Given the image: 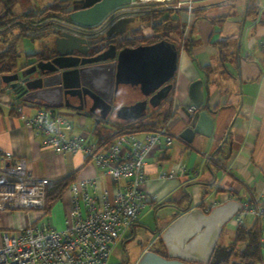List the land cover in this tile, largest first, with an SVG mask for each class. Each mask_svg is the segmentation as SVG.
Returning <instances> with one entry per match:
<instances>
[{
	"label": "crops",
	"instance_id": "crops-1",
	"mask_svg": "<svg viewBox=\"0 0 264 264\" xmlns=\"http://www.w3.org/2000/svg\"><path fill=\"white\" fill-rule=\"evenodd\" d=\"M41 1L35 0L26 11L38 13L54 0L46 4ZM254 1L258 7L255 17H251L245 15L248 0H169L174 8L172 17L178 18L181 29V33L172 32L169 36L180 45L188 36V44L176 47L171 117L167 120L174 140L168 147L147 152L146 179L141 189L148 198L138 221L121 236V239L128 237L126 247L131 253V264H135L146 249L163 252L158 233L181 214V209L201 205L204 210L209 199L217 202L214 206L233 199L240 203L253 202L264 193V0ZM135 6L140 8L139 4ZM131 23L126 26L129 35L134 29H139L145 37L152 35L151 26L145 22L137 28L130 27ZM52 47L51 41L47 49ZM32 53H26L21 61L19 53L16 68L31 61L34 57L27 55ZM202 67H208L209 71L205 72ZM195 79L202 81L201 108L208 111L214 126L210 137L195 135L188 143L178 135L188 124L184 108L193 107L188 87ZM126 86L138 85L119 83L113 98L115 108L134 102L123 91ZM15 98L10 88L4 87L0 91V152L24 158L34 176L52 180L72 176L74 181L93 178L98 184V196L104 189L111 190L110 179L83 154L57 153L46 146L43 135L27 126L23 117L10 108ZM167 100L155 108H159L161 114L169 107ZM59 109L72 121L75 117L74 133L88 131L96 140L110 135L111 129L107 127L100 128L101 137L94 133L98 123L91 116ZM108 118L117 119L113 114ZM86 119L92 122L89 127L84 125ZM78 123H81V129H76ZM225 135L226 139L220 145ZM163 171L171 176L160 178ZM69 210V194L64 191L47 212L52 227L63 229ZM20 212L16 220H12L13 212L10 219L1 221L2 225L17 228L24 224L28 213ZM150 214H154V220L143 221ZM32 215L39 214L33 212ZM256 221L261 233L263 224L258 217L248 215L243 224L250 227ZM236 227L228 221L217 244L229 245L235 238ZM259 254L260 259L255 264H264V244H260Z\"/></svg>",
	"mask_w": 264,
	"mask_h": 264
},
{
	"label": "built area",
	"instance_id": "built-area-1",
	"mask_svg": "<svg viewBox=\"0 0 264 264\" xmlns=\"http://www.w3.org/2000/svg\"><path fill=\"white\" fill-rule=\"evenodd\" d=\"M135 5L122 9L120 15L140 16L147 11ZM55 23L56 31L85 39L95 35L103 25L84 27L67 18L56 19ZM8 25H1L0 31ZM38 27L33 23L25 34L34 35ZM10 108L23 117L27 126L43 135L46 146L57 153L83 154L102 170L113 187L98 196L95 179L71 182L65 189L70 203L68 220L58 230L52 227L45 210L46 187L54 180L34 176L24 158L0 152V264H107L112 247L138 221L146 204L148 194L141 189L146 179L145 156L154 148L172 144L174 135L169 123L153 131L119 134L111 131L107 137L96 140L88 131L74 133L73 121L59 108L35 107L15 99ZM170 176L163 171L159 177ZM216 204L209 199L204 210ZM20 211L28 213L24 224L17 228L1 224L13 212ZM33 212L39 215L35 217ZM248 215L261 219L259 242L264 244V193L253 202H241V209L230 222L241 225Z\"/></svg>",
	"mask_w": 264,
	"mask_h": 264
},
{
	"label": "water",
	"instance_id": "water-1",
	"mask_svg": "<svg viewBox=\"0 0 264 264\" xmlns=\"http://www.w3.org/2000/svg\"><path fill=\"white\" fill-rule=\"evenodd\" d=\"M133 2L76 0L78 6L68 9L67 19L80 26L93 27L113 10L132 7ZM135 19V16L125 14L111 19L106 25V36L122 34ZM101 40V37L85 39L61 32L52 40L55 56L39 59L22 70L18 68L12 73L0 74V88H10L24 103L49 108L67 107L76 110L77 115L91 116L99 123L108 119L111 113L117 85L137 84L142 95L148 98L121 105L113 111V115L122 121L144 117L147 106L155 109L170 93L172 83L169 79L174 75L177 64L176 46L161 39L154 44L119 50L114 44H109L89 58L73 53L85 54L87 49L97 48ZM201 86L202 81L195 79L188 87L193 111L184 108L188 124L178 135L188 143L193 141L195 135L210 137L214 126L208 111L201 108ZM75 91L84 105L75 106L64 100L66 93L74 96ZM240 209L241 203L234 199L218 204L208 212L200 206L181 209V214L158 233L163 252L146 249L135 264H209L223 226Z\"/></svg>",
	"mask_w": 264,
	"mask_h": 264
},
{
	"label": "trees",
	"instance_id": "trees-1",
	"mask_svg": "<svg viewBox=\"0 0 264 264\" xmlns=\"http://www.w3.org/2000/svg\"><path fill=\"white\" fill-rule=\"evenodd\" d=\"M17 0H0L2 4V11L0 12V26L6 24H15L19 29L20 33H25L35 21H41L45 15L52 16L57 11L61 13L57 17L67 18L68 8H76V0H54L52 3L44 7L40 12L34 13L31 10L25 11L19 15L13 13L12 8ZM257 3L254 0H248L246 5V16L255 17L257 12ZM174 8H153L150 10L152 15V22L150 24L152 29V35L145 37L140 33L139 29L132 30L129 37L122 40L119 44V48L123 47H135L143 44H154L161 39H165L169 42H173L177 48L181 45L186 46L188 44V36H185L180 42L173 40L169 34L172 32L181 33L178 18L172 17ZM45 13V14H44ZM44 14V15H42ZM39 15V16H38ZM42 15V16H40ZM38 16L39 18L35 17ZM55 17V16H54ZM141 22L147 23L149 20L146 16H136ZM180 30V31H179ZM28 57H34L36 59L41 58L42 54L32 53L28 54ZM19 57L18 50L16 48V42L13 40L0 49V74L12 73L16 70L17 59ZM205 72L209 71L208 67H202ZM173 78L172 76L169 81L172 83V88L169 95L165 100L168 101V109L161 114L158 109H152L146 116L139 118L134 121H122L118 119H105L101 120L100 123L95 125L94 133L101 137L100 128H110L114 134L127 133V132H139V131H153L161 128L167 120L171 117V93L173 89ZM1 87L0 91L2 90ZM15 100L20 103H24L19 99ZM164 100V101H165ZM38 107L36 105H33ZM107 135V134H106ZM72 176L54 180L46 187V200L45 210L49 211L51 204L56 201L63 194L67 186L73 182ZM201 204V203H200ZM203 205V203H202ZM201 206V205H199ZM260 219V218H258ZM260 225L254 222L250 227L245 224L238 225L235 231L234 240L227 246L216 245L213 255L209 264H255L260 259ZM159 240V239H158ZM160 242V241H159Z\"/></svg>",
	"mask_w": 264,
	"mask_h": 264
},
{
	"label": "rangeland",
	"instance_id": "rangeland-1",
	"mask_svg": "<svg viewBox=\"0 0 264 264\" xmlns=\"http://www.w3.org/2000/svg\"><path fill=\"white\" fill-rule=\"evenodd\" d=\"M52 0H42L41 3H48ZM135 2H138L139 6H140V10L142 11L143 9H147V11H145L144 13H142V15L146 16L149 20L147 21L146 25L150 26V23L152 22V18H151V14H150V10L152 9V7L154 8H170L172 7V3L169 2V0H134ZM34 1L31 0H17L13 11L15 13H17L16 15H19L20 13H22L23 11H26V9L33 3ZM2 10V4L0 3V12ZM61 12L57 11L56 14H53L52 16H47L45 15L44 18L39 21H35V24H38V26H42L43 28H39L37 30H34V35L31 34H25V33H20V29L13 23L8 25L5 29H2L0 31V49L3 48L4 46H7V44L11 43L13 40H15V38H17L16 40V47L17 50L20 53V59L19 61H21L24 58V55L26 53H32L35 51H45L48 46L49 43L53 40L54 37V32L53 29H55L52 25V22L56 19H65L63 17H57ZM45 14V13H44ZM42 14V15H44ZM40 15V16H42ZM39 16V15H38ZM38 16L35 17L39 18ZM55 16V17H54ZM51 22V23H49ZM49 23V25H48ZM145 24V23H144ZM141 25V22L138 19H135L134 22L131 23L130 27H139ZM45 26V27H44ZM123 91L125 92V94H127L130 98L131 101H135L138 100L141 96L142 93L139 89L138 86H126L123 88ZM75 120V117H74ZM73 120V121H74ZM76 122V121H75ZM91 121L86 119L85 121V127H89L91 125ZM76 129H81V123H78L76 125ZM103 137H107L106 135ZM102 137V138H103ZM25 211H23L24 213ZM21 212H19L20 214ZM26 213V212H25ZM12 220L14 218V220H16V217L18 216V212H15L14 214H12ZM154 214H150L149 216L147 215L143 221L146 222H150L151 220H154ZM1 224H3V222H1ZM1 228V227H0ZM222 240L224 241V238H222ZM149 246L152 247V242H149ZM119 249L120 247L118 245H114L111 249V253H110V257H109V264H118L120 262L119 259ZM131 263V262H130Z\"/></svg>",
	"mask_w": 264,
	"mask_h": 264
},
{
	"label": "flooded vegetation",
	"instance_id": "flooded-vegetation-1",
	"mask_svg": "<svg viewBox=\"0 0 264 264\" xmlns=\"http://www.w3.org/2000/svg\"><path fill=\"white\" fill-rule=\"evenodd\" d=\"M78 6V4L76 3V7ZM122 11V9H115L113 10L110 14H108L106 16V18H104V20L102 22H100V24H103L102 27H100L98 30H97V33L95 35H91L88 39H96V38H99L101 37L102 40L100 42H98V45H97V48H94V49H87L85 54H80V53H77V52H73L75 55H78L80 57H84V58H89L93 55H95L97 52H99V50H103L105 48H107V46L109 44H114L116 46V49L119 50L121 48H119V44L122 42L123 39L129 37V33H127V30L125 32H123L122 34H118V35H110V36H106V25L107 23L111 20V19H115L117 17L120 16V12ZM134 16V15H133ZM136 18V16H135ZM138 19V18H136ZM139 20V19H138ZM51 23V22H49ZM48 23V25H49ZM52 26L54 27L56 25V23L53 21L52 22ZM45 27V26H44ZM39 28H43L42 26H39ZM38 28V29H39ZM53 32L55 33L54 36L60 34L62 31H56L55 29H53ZM68 33V32H67ZM87 39V38H86ZM53 48V47H52ZM52 48H49V49H46L43 53H42V56L41 58L39 59H42V58H51L53 56L56 55L55 51L52 49ZM98 50V51H97ZM39 59H36V58H33L31 61L23 64L22 66H18L16 68L15 71H17L18 68H21L20 70L24 69V68H27L28 66H30L32 63H34L35 61L39 60ZM71 94V93H70ZM69 93H66L64 95V100L67 101L69 104L71 105H75V106H80V105H84V103L82 104V102L78 99L77 97V92H73L74 96H70ZM14 96L16 97V95L14 94ZM17 98V97H16ZM143 98H148V96H144L142 95L138 100L140 99H143ZM18 99V98H17ZM136 101V100H135ZM63 109H67V110H71V111H74L76 112V110H73V109H69L67 107H62ZM116 108L113 106L112 104V110H111V114H113V111L115 110ZM84 110V109H83ZM146 115L148 112H151L152 111V108L151 107H146ZM145 115V116H146ZM128 239V237H125V238H120L118 241H117V245L120 247L119 249V259H120V262L118 264H131V253L128 251L127 247H126V244L128 241H126ZM131 262V263H130Z\"/></svg>",
	"mask_w": 264,
	"mask_h": 264
}]
</instances>
